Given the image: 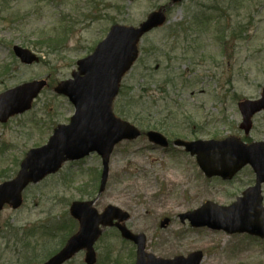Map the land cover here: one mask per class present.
Returning a JSON list of instances; mask_svg holds the SVG:
<instances>
[{
    "label": "rangeland",
    "instance_id": "rangeland-1",
    "mask_svg": "<svg viewBox=\"0 0 264 264\" xmlns=\"http://www.w3.org/2000/svg\"><path fill=\"white\" fill-rule=\"evenodd\" d=\"M161 8L167 21L142 38L140 57L123 79L125 95L115 104L128 115H118L172 140L264 141V112L245 135L238 108L264 90V0H0V93L24 82L49 81L30 111L0 123V183L16 175L26 151L45 144L57 125L69 123L74 106L55 93L56 84L72 76L77 62L114 24L139 26ZM14 44L37 52L41 61L21 63ZM101 170L97 154L66 163L30 185L19 209L6 206L0 212V264H43L46 248L57 247L77 229L70 204L95 198L100 211L108 205L128 211L129 225L147 235V249L157 255L174 244L176 252L202 250V264H264L263 238L195 229L179 218L206 201L230 204L254 183L250 167L231 181L208 178L182 148L163 151L142 136L117 144L99 194ZM165 216L172 222L162 228ZM96 251L97 264H132V244L112 230ZM84 256L66 264H85ZM117 256L123 257L120 263Z\"/></svg>",
    "mask_w": 264,
    "mask_h": 264
},
{
    "label": "water",
    "instance_id": "water-1",
    "mask_svg": "<svg viewBox=\"0 0 264 264\" xmlns=\"http://www.w3.org/2000/svg\"><path fill=\"white\" fill-rule=\"evenodd\" d=\"M179 1L181 0H172V3ZM165 21V9L161 8L150 13L138 27L116 24L91 55L78 61L79 68L73 73V78L62 81L55 88L75 106L70 123L59 125L47 144L30 149L21 162L17 176L0 184V211L6 204L15 209L20 207L23 203V191L30 183H37L48 174L55 173L65 161L80 159L93 151H97L103 158L101 190L105 188L114 146L124 139H136L142 133L137 126L115 115L114 99L120 91L124 75L138 58L141 37ZM18 50L22 51L19 54L23 61H38L29 50ZM46 84V80H35L1 94L0 121L6 122L11 116L29 110L34 98ZM239 107L243 115L241 127L248 133L252 117L264 110V90L259 100H245L240 102ZM147 135L156 144L168 145L167 138L158 131H149ZM175 145L184 146L186 151L196 156L200 168L208 177L218 175L230 179L246 164H251L258 174L257 185L245 192V198H240L229 207L206 203L198 210L182 215L183 220L188 218L194 226L208 225L229 232L247 231L264 237L261 196V183L264 182V142L246 144L236 137H229L221 141L188 142L178 139ZM71 213L79 220L80 230L45 264H62L84 248L87 249L86 262L94 264L97 259L93 245L101 233L99 225L111 224L121 210L110 206L105 214L98 215L89 203L76 201L71 206ZM119 227L125 238L138 245L136 264L201 263V251L173 260L155 258L145 253L144 234H133L123 225Z\"/></svg>",
    "mask_w": 264,
    "mask_h": 264
},
{
    "label": "flooded vegetation",
    "instance_id": "flooded-vegetation-1",
    "mask_svg": "<svg viewBox=\"0 0 264 264\" xmlns=\"http://www.w3.org/2000/svg\"><path fill=\"white\" fill-rule=\"evenodd\" d=\"M131 219V216L129 215V218H128V220L126 221V224L125 225H127L128 227H129V229H131L132 231H134V232H137L133 227H131L130 225H129V220ZM164 220V218L163 219H161L160 220V225H161V222L163 223L164 222V224H167L166 225V228L168 227V226H170V224H171V219L168 217V220H166L167 222H165V221H163ZM115 223L116 224H118V222H116L115 221ZM121 224H124V222H122ZM107 230H112V231H114L115 233H118V235L119 236H121V232H120V230H119V227H117V226H113V227H109V228H106ZM106 230V231H107ZM134 244V243H133ZM135 245V244H134ZM171 249L173 250V251H171ZM171 249H166L165 251H164V253H163V255H158L159 257H162V258H165V259H173V258H175L176 256H179V255H183V256H185V255H188L189 253H191V252H187V253H182V252H176V250L174 251V244H172L171 245ZM172 252H174V253H172ZM155 254V253H154ZM156 255V254H155Z\"/></svg>",
    "mask_w": 264,
    "mask_h": 264
},
{
    "label": "trees",
    "instance_id": "trees-1",
    "mask_svg": "<svg viewBox=\"0 0 264 264\" xmlns=\"http://www.w3.org/2000/svg\"><path fill=\"white\" fill-rule=\"evenodd\" d=\"M125 95V92H124V90L122 89V91H121V98H123V96ZM120 97L118 98V99H120ZM118 101V100H117ZM117 101H116V103H117ZM115 108H116V111L117 112H119V113H123L124 114V109L123 108H117V105L115 106ZM125 114H127L128 115V112H126ZM124 114V115H125ZM128 117V116H127ZM62 240H64V239H62Z\"/></svg>",
    "mask_w": 264,
    "mask_h": 264
}]
</instances>
